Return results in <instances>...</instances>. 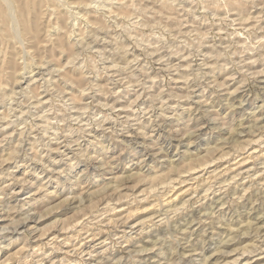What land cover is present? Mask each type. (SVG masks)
I'll use <instances>...</instances> for the list:
<instances>
[{
	"label": "rangeland",
	"instance_id": "1",
	"mask_svg": "<svg viewBox=\"0 0 264 264\" xmlns=\"http://www.w3.org/2000/svg\"><path fill=\"white\" fill-rule=\"evenodd\" d=\"M0 5V264H264V0Z\"/></svg>",
	"mask_w": 264,
	"mask_h": 264
},
{
	"label": "bare ground",
	"instance_id": "2",
	"mask_svg": "<svg viewBox=\"0 0 264 264\" xmlns=\"http://www.w3.org/2000/svg\"><path fill=\"white\" fill-rule=\"evenodd\" d=\"M11 2V0H5V3L7 4V8L9 7V3ZM23 5H25V4H23ZM1 6V5H0ZM2 7V6H1ZM23 8H21V13L23 12V10H22ZM7 10V9H6ZM27 12V11H26ZM2 12H0V14H1ZM13 13V12H12ZM7 14V13H6ZM22 15H23V13H22ZM14 17V16H13ZM2 18H4V17H2ZM7 18V17H6ZM16 20V19H15ZM9 21V20H8ZM7 22V21H6ZM11 22V21H10ZM18 24V23H17ZM22 39V38H21ZM78 43H80V42H78ZM21 44H22V41H21ZM75 61V60H74ZM263 147V146H262ZM260 216V215H259ZM254 231V230H253Z\"/></svg>",
	"mask_w": 264,
	"mask_h": 264
}]
</instances>
